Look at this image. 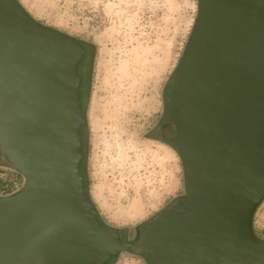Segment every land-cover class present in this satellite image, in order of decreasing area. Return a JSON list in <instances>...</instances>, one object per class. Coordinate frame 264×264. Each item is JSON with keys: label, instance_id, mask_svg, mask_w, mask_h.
Listing matches in <instances>:
<instances>
[{"label": "water", "instance_id": "95a60500", "mask_svg": "<svg viewBox=\"0 0 264 264\" xmlns=\"http://www.w3.org/2000/svg\"><path fill=\"white\" fill-rule=\"evenodd\" d=\"M196 6L159 122L187 198L129 241L85 183L83 41L0 0V159L23 179L0 196V264H264V0Z\"/></svg>", "mask_w": 264, "mask_h": 264}, {"label": "rangeland", "instance_id": "374dc122", "mask_svg": "<svg viewBox=\"0 0 264 264\" xmlns=\"http://www.w3.org/2000/svg\"><path fill=\"white\" fill-rule=\"evenodd\" d=\"M18 1L39 23L91 45L81 68L85 183L104 224L125 238L132 229L140 233L161 210L187 198L180 160L155 127L196 0ZM15 177L22 185L0 159V180L10 186ZM253 228L264 240V202ZM112 264L148 262L122 254Z\"/></svg>", "mask_w": 264, "mask_h": 264}, {"label": "flooded vegetation", "instance_id": "af4514ba", "mask_svg": "<svg viewBox=\"0 0 264 264\" xmlns=\"http://www.w3.org/2000/svg\"><path fill=\"white\" fill-rule=\"evenodd\" d=\"M80 44L85 48V57H84V60L88 57L89 55V51L90 49L92 48L91 45H89L88 43L86 42H80ZM156 129H160L162 132H164V129L161 128L160 124L157 125V127H155ZM2 175V174H1ZM2 179V178H1ZM18 178L15 177V180H17ZM19 182V181H18ZM13 192V191H12ZM14 194V193H13ZM185 198H182L181 200H184ZM138 234H139V228H136V229H132L128 232L127 234V240L129 241H134L135 239H137L138 237Z\"/></svg>", "mask_w": 264, "mask_h": 264}, {"label": "trees", "instance_id": "16d2710c", "mask_svg": "<svg viewBox=\"0 0 264 264\" xmlns=\"http://www.w3.org/2000/svg\"><path fill=\"white\" fill-rule=\"evenodd\" d=\"M10 188H11V183H10V186H6V184L0 180V193H1L0 196L11 195L13 193L15 194L16 192L15 191L12 192V190ZM9 189H10V191H9ZM262 233L264 234V230ZM256 237L259 240H262L257 235H256ZM262 241H264V240H262Z\"/></svg>", "mask_w": 264, "mask_h": 264}, {"label": "built area", "instance_id": "2783aa9c", "mask_svg": "<svg viewBox=\"0 0 264 264\" xmlns=\"http://www.w3.org/2000/svg\"><path fill=\"white\" fill-rule=\"evenodd\" d=\"M11 183V190L12 191H15V192H17L19 189H20V187L22 186V185H18V181H16L15 179L13 180V181H11L10 182Z\"/></svg>", "mask_w": 264, "mask_h": 264}]
</instances>
